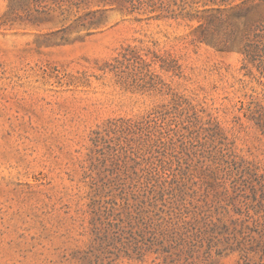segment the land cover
<instances>
[{
	"label": "rangeland",
	"instance_id": "obj_1",
	"mask_svg": "<svg viewBox=\"0 0 264 264\" xmlns=\"http://www.w3.org/2000/svg\"><path fill=\"white\" fill-rule=\"evenodd\" d=\"M264 0H0V264H264Z\"/></svg>",
	"mask_w": 264,
	"mask_h": 264
},
{
	"label": "trees",
	"instance_id": "obj_2",
	"mask_svg": "<svg viewBox=\"0 0 264 264\" xmlns=\"http://www.w3.org/2000/svg\"><path fill=\"white\" fill-rule=\"evenodd\" d=\"M248 34L253 35V39H256V43L252 44V39H248V37H245L246 41L243 45L244 52L247 56H250L253 54L257 49V45L260 43V40L264 38V20H259L256 24H252L250 27H248Z\"/></svg>",
	"mask_w": 264,
	"mask_h": 264
}]
</instances>
